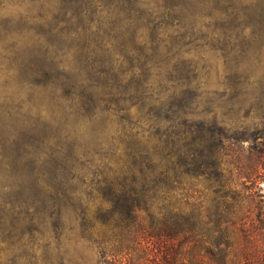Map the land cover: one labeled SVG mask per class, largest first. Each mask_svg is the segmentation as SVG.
<instances>
[{"label":"rangeland","instance_id":"374dc122","mask_svg":"<svg viewBox=\"0 0 264 264\" xmlns=\"http://www.w3.org/2000/svg\"><path fill=\"white\" fill-rule=\"evenodd\" d=\"M184 139L264 154V0H0V264H102L106 201Z\"/></svg>","mask_w":264,"mask_h":264},{"label":"trees","instance_id":"16d2710c","mask_svg":"<svg viewBox=\"0 0 264 264\" xmlns=\"http://www.w3.org/2000/svg\"><path fill=\"white\" fill-rule=\"evenodd\" d=\"M206 144L169 141L159 171L149 158L148 173L119 184L106 201L114 224L101 223L117 232L101 243L102 264H159L149 259L157 255L163 264H264V154L228 172L219 152L227 146Z\"/></svg>","mask_w":264,"mask_h":264}]
</instances>
